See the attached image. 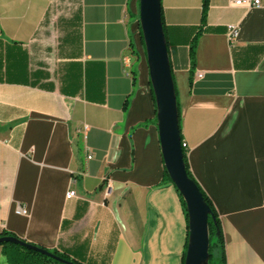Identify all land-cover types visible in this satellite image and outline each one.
Segmentation results:
<instances>
[{"label": "crops", "instance_id": "obj_1", "mask_svg": "<svg viewBox=\"0 0 264 264\" xmlns=\"http://www.w3.org/2000/svg\"><path fill=\"white\" fill-rule=\"evenodd\" d=\"M203 1L160 0L181 141L224 264H264V0H207L202 21ZM138 7L0 0V234L79 264H183L187 221L164 175Z\"/></svg>", "mask_w": 264, "mask_h": 264}, {"label": "water", "instance_id": "obj_2", "mask_svg": "<svg viewBox=\"0 0 264 264\" xmlns=\"http://www.w3.org/2000/svg\"><path fill=\"white\" fill-rule=\"evenodd\" d=\"M139 27L148 77L155 104V119L165 171L185 204L187 241L183 264H209L208 217L213 215L196 182L186 172L179 132V114L168 48L161 17L160 0H139ZM215 224V222H214ZM216 227L215 235H219ZM9 242L35 251L65 264V260L47 249L17 236H0V243Z\"/></svg>", "mask_w": 264, "mask_h": 264}, {"label": "trees", "instance_id": "obj_3", "mask_svg": "<svg viewBox=\"0 0 264 264\" xmlns=\"http://www.w3.org/2000/svg\"><path fill=\"white\" fill-rule=\"evenodd\" d=\"M206 8H207V0H204L203 6H202V11H201V20L202 21H204V19L206 17ZM163 29H164V27H163ZM194 48H195V39H194L193 44L191 46V52H190L192 65L194 64ZM173 81H174V78H173ZM174 88H175V94H176V100H177V106H178V114H179V132H180V136H181L180 110H179V102H178V98H177V88L175 85V81H174ZM182 151H183V160H184L187 175L196 182V180L193 178V176L191 174V171L189 170L186 151L184 150L183 147H182ZM163 170H164V175L166 176V178L168 180H170L166 171H165V168ZM196 184H197L199 190L201 191L202 196L205 199L206 203L208 204V206L211 210V213L214 217V219L211 216L208 217L209 253H210L209 264H224L225 263V254H224L223 238H222V233H221V229H220V224H219L217 212H216L211 200L209 199V197L200 188V186L198 185L197 182H196ZM181 200H182V198H181ZM182 203H183L186 221H187L185 204H184L183 200H182ZM214 222H215V224H214ZM216 227H218L220 230L218 236L215 235ZM3 235L15 236V235L8 234V233H1L0 234V236H3ZM0 247H1L2 253L5 255L7 262L9 264H65L62 262H58L52 258H49L43 254L37 253V252L32 251V250L25 249L23 247H20L16 244H12L9 242L0 243ZM47 250L52 252L53 254L65 259V260L74 261V260L70 259L64 253H60L56 250H49V249H47ZM214 250H215V254H214Z\"/></svg>", "mask_w": 264, "mask_h": 264}, {"label": "built area", "instance_id": "obj_4", "mask_svg": "<svg viewBox=\"0 0 264 264\" xmlns=\"http://www.w3.org/2000/svg\"><path fill=\"white\" fill-rule=\"evenodd\" d=\"M230 3L234 6H259L260 5V1L259 0H229ZM237 35V27L235 25H228L227 26V37L229 42H232L234 37ZM130 55L129 54H125L121 57V63L125 69V74L126 75H130V72L128 71V69L131 66V62H130ZM200 76V74L198 75ZM87 128L86 125H83L81 129L85 130ZM181 146L184 148V150L186 151L187 146L186 143L181 141ZM87 158H91V155H88ZM74 195V191L73 190H69L66 193V198H70ZM18 212L23 213L24 210L22 208L18 209Z\"/></svg>", "mask_w": 264, "mask_h": 264}]
</instances>
